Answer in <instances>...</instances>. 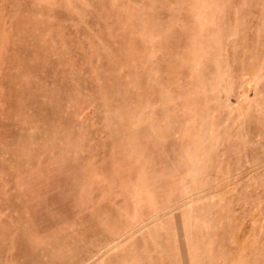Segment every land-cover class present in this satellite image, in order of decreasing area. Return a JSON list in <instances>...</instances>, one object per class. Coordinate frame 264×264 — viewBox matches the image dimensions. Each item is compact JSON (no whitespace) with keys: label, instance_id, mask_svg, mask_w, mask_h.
Returning <instances> with one entry per match:
<instances>
[{"label":"rangeland","instance_id":"rangeland-1","mask_svg":"<svg viewBox=\"0 0 264 264\" xmlns=\"http://www.w3.org/2000/svg\"><path fill=\"white\" fill-rule=\"evenodd\" d=\"M0 264H264V0H0Z\"/></svg>","mask_w":264,"mask_h":264}]
</instances>
